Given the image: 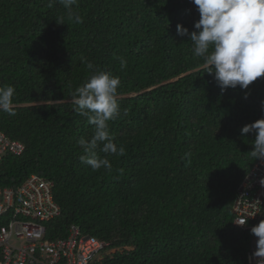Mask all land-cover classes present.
I'll return each instance as SVG.
<instances>
[{
	"label": "trees",
	"instance_id": "16d2710c",
	"mask_svg": "<svg viewBox=\"0 0 264 264\" xmlns=\"http://www.w3.org/2000/svg\"><path fill=\"white\" fill-rule=\"evenodd\" d=\"M73 8L83 23L68 21L59 0H0V85L15 89V114L0 111V132L24 145L4 156L0 187L31 175L52 182L61 214L46 224L47 239L77 226L115 250L97 264H247L252 234L234 224V206L259 159L250 155L255 134L240 129L264 119V77L221 92L177 35L178 24L195 30L191 0ZM98 70L120 80L108 128L125 153L97 148L110 170L82 163L77 143L94 126L73 93Z\"/></svg>",
	"mask_w": 264,
	"mask_h": 264
},
{
	"label": "clouds",
	"instance_id": "9594fccd",
	"mask_svg": "<svg viewBox=\"0 0 264 264\" xmlns=\"http://www.w3.org/2000/svg\"><path fill=\"white\" fill-rule=\"evenodd\" d=\"M59 3L66 10L68 21L74 24L83 23L82 16L73 8L77 0H59ZM191 3L199 13V20L193 25L195 30L189 33L178 24L177 35L191 41L193 54L203 59L208 67L207 72L213 75L221 92L237 86L246 90L252 82L264 77V0H191ZM48 6L52 7V3ZM59 20L62 24L64 17ZM124 64L125 61L121 59V65ZM86 67L93 69L94 66L86 63ZM119 84V77L98 70L73 93V102L77 106L75 110L86 116L88 122L94 126V135L90 140L81 137L77 142L83 151L79 159L93 170L102 167L111 169L110 161L97 153L101 144L100 150L104 153L120 156L125 153L123 147L118 148L114 143L108 128V122L119 113ZM14 95L15 89L12 85H0V111L9 115L15 114L12 111ZM240 132L241 135L255 134L250 155L253 159H264V119L243 126ZM246 222L247 220H240L236 223V218L234 219L236 226L245 225ZM247 225L252 226L254 222ZM244 230L251 231L252 240L256 237L255 256L264 258V219L251 229Z\"/></svg>",
	"mask_w": 264,
	"mask_h": 264
},
{
	"label": "built area",
	"instance_id": "2783aa9c",
	"mask_svg": "<svg viewBox=\"0 0 264 264\" xmlns=\"http://www.w3.org/2000/svg\"><path fill=\"white\" fill-rule=\"evenodd\" d=\"M23 152V144L0 132V164L5 155L20 156ZM237 192L236 223L247 220L237 226L251 229L264 219V159L254 164ZM60 214L53 183L37 175L17 187H0V264H97L115 251L77 226L69 227L66 238L47 239L46 224ZM250 222L254 225H247ZM255 252L254 236L247 252L248 264L264 262Z\"/></svg>",
	"mask_w": 264,
	"mask_h": 264
}]
</instances>
